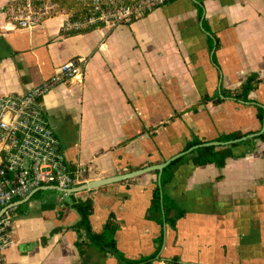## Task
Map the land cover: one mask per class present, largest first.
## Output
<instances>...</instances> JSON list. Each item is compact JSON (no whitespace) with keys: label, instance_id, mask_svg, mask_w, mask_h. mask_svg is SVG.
I'll return each mask as SVG.
<instances>
[{"label":"crops","instance_id":"obj_1","mask_svg":"<svg viewBox=\"0 0 264 264\" xmlns=\"http://www.w3.org/2000/svg\"><path fill=\"white\" fill-rule=\"evenodd\" d=\"M15 1L0 0V95L23 94L68 60L84 61L80 79L43 100L67 161L88 170L84 183L161 164L192 140L261 128L254 104L264 109V81L251 103L221 94L264 72V0H175L130 25L75 35L61 32L63 14L16 28L7 18ZM190 159L164 187L185 211L175 228L147 217L157 172L55 198L36 193L12 204L8 264H122L90 245L79 254L75 243L86 237L73 229L81 213L71 205L86 200L90 231L115 223L124 260L264 264V142L233 148L223 168Z\"/></svg>","mask_w":264,"mask_h":264},{"label":"built area","instance_id":"obj_2","mask_svg":"<svg viewBox=\"0 0 264 264\" xmlns=\"http://www.w3.org/2000/svg\"><path fill=\"white\" fill-rule=\"evenodd\" d=\"M85 13L73 9L60 29L65 35L91 28L130 25L163 7L170 0H76ZM56 6L49 0H16L7 18L16 28L30 30L51 17ZM84 61L76 59L57 66L53 75L23 94L0 95V264L13 244L12 204L47 187L69 190L85 182L87 168L71 165L49 124L43 100L58 85L80 79ZM66 195V194H65Z\"/></svg>","mask_w":264,"mask_h":264},{"label":"trees","instance_id":"obj_3","mask_svg":"<svg viewBox=\"0 0 264 264\" xmlns=\"http://www.w3.org/2000/svg\"><path fill=\"white\" fill-rule=\"evenodd\" d=\"M51 4L53 3L56 7V10L59 11L63 9V11L67 12L71 9L75 11V16H81L82 13H85L86 5H81L76 0H49ZM87 2V0H85ZM175 0H170V2H173ZM169 2V3H170ZM168 4V3H167ZM199 17L202 13V8L199 7ZM56 14H60L56 13ZM56 14H53L52 16H55ZM92 30L88 29L86 31L82 32H88ZM81 33V32H79ZM78 33H73L70 35H75ZM264 72L263 73H253L247 79L240 85L238 89L235 91H223L221 94V97H232L236 101H242L244 103H251L252 101L248 98L250 92L254 91L258 88V85L264 81L263 79ZM211 100L209 97H204L203 101ZM214 100V99H212ZM216 102H221V99L217 97ZM256 106L257 110V117L259 119L260 124L262 125L264 123V109L262 106L258 105L257 103L254 104ZM258 132V131H257ZM252 134V133H251ZM249 134H243V133H232L228 135H221L218 137L215 142H228L232 140L239 139L241 137H244ZM254 140H260L264 142V132L257 137ZM204 144V142L198 141V140H192L190 143H188L184 149V151L189 150L190 148ZM244 144L243 142H239L230 146H203L199 147L196 150H193L188 155L182 156L178 158L177 160L171 162L168 166H166L161 174L159 182L156 183L155 188L152 192V198H151V204L148 209V219L158 223L159 225H163V223L167 224L171 228H175L176 223L178 220L183 218L185 216V211L180 208L175 201H173L171 198H169L165 192L164 187L165 185L169 184L173 178V171L174 167L183 162L186 157L190 156V163L193 167H200L205 166L208 164H213L214 166L218 168H223V166L226 163V160L232 157V149ZM38 193V192H37ZM73 208L79 209L81 213V219L79 222H77L73 229L78 232V235L80 237V229H83L85 231V237L86 239L79 238L75 246L78 249L79 254L81 255L83 252V249L86 246H94L100 250L107 251L110 253L115 254L119 261L122 264H150V261L153 260L156 257L155 255H152L149 258L141 259L140 261H127L124 260L116 251L115 247V240H114V234L117 230V226L115 223L108 221L105 225L104 230L101 233H94L90 231L89 228V216L92 213V202L90 200L86 201H73L72 205Z\"/></svg>","mask_w":264,"mask_h":264},{"label":"water","instance_id":"obj_4","mask_svg":"<svg viewBox=\"0 0 264 264\" xmlns=\"http://www.w3.org/2000/svg\"><path fill=\"white\" fill-rule=\"evenodd\" d=\"M263 132H264V123L261 125V128L259 129L258 132L246 135V136L241 137V138L236 139V140H232V141H228V142H223L222 141V142H209V143L200 144V145H197V146H194V147L190 148L187 152L180 153V154H177V155L171 157L170 159H168L167 161H165V162H163L161 164L145 167L143 169L136 170V171L124 174L122 176L120 175V176H114V177H109V178H105V179H99V180H95V181H89V182L83 183V184H81L79 186L73 187V188H71L69 190H62V189H59V188H56V187L41 188V189L33 192L29 197L26 198L25 201H28L30 199V197L34 196L37 192H39L41 190H54V191H57V192L62 193V194H73V193H77V192H81V191H85V190L96 189V188H99L101 186H105V185H108V184L121 182V181H124V180H127V179L139 177L141 175H145V174L150 173V172H157L158 173L157 175H158V177L160 179V174H161L162 170L166 166H168L171 162L177 160L178 158L184 156L186 153H190V152H192L193 150H196L199 147H203V146H222V145L223 146H230V145H233V144H236V143H239V142H244V141H246L248 139H254V138L256 139ZM78 211H80V210L78 209Z\"/></svg>","mask_w":264,"mask_h":264},{"label":"rangeland","instance_id":"obj_5","mask_svg":"<svg viewBox=\"0 0 264 264\" xmlns=\"http://www.w3.org/2000/svg\"><path fill=\"white\" fill-rule=\"evenodd\" d=\"M63 11V9L59 10V11H55L54 13H61ZM255 108V107H254ZM253 143L254 141H252V139H248L246 141H244L243 143L244 144H247V143ZM243 145V144H242ZM37 194L39 195H43V196H49V197H52V198H55V196H57L59 194V192H51V191H47V190H43V191H39ZM62 194V193H61ZM60 195V194H59Z\"/></svg>","mask_w":264,"mask_h":264}]
</instances>
